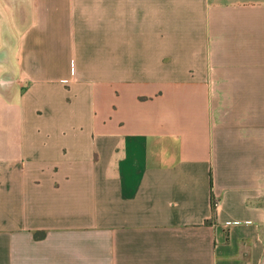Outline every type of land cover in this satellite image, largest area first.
Segmentation results:
<instances>
[{
	"label": "crops",
	"instance_id": "1",
	"mask_svg": "<svg viewBox=\"0 0 264 264\" xmlns=\"http://www.w3.org/2000/svg\"><path fill=\"white\" fill-rule=\"evenodd\" d=\"M0 264H264V0H0Z\"/></svg>",
	"mask_w": 264,
	"mask_h": 264
},
{
	"label": "trees",
	"instance_id": "2",
	"mask_svg": "<svg viewBox=\"0 0 264 264\" xmlns=\"http://www.w3.org/2000/svg\"><path fill=\"white\" fill-rule=\"evenodd\" d=\"M215 209H216V206H215V203L213 202L212 203V211L215 212Z\"/></svg>",
	"mask_w": 264,
	"mask_h": 264
}]
</instances>
